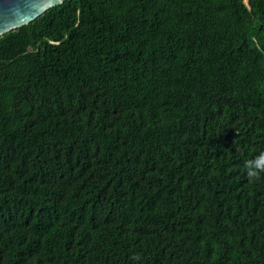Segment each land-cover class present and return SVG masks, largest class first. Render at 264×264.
I'll list each match as a JSON object with an SVG mask.
<instances>
[{
    "label": "trees",
    "instance_id": "1",
    "mask_svg": "<svg viewBox=\"0 0 264 264\" xmlns=\"http://www.w3.org/2000/svg\"><path fill=\"white\" fill-rule=\"evenodd\" d=\"M264 0H63L0 35V264H264Z\"/></svg>",
    "mask_w": 264,
    "mask_h": 264
},
{
    "label": "water",
    "instance_id": "2",
    "mask_svg": "<svg viewBox=\"0 0 264 264\" xmlns=\"http://www.w3.org/2000/svg\"><path fill=\"white\" fill-rule=\"evenodd\" d=\"M63 0H0V35L27 24Z\"/></svg>",
    "mask_w": 264,
    "mask_h": 264
},
{
    "label": "clouds",
    "instance_id": "3",
    "mask_svg": "<svg viewBox=\"0 0 264 264\" xmlns=\"http://www.w3.org/2000/svg\"><path fill=\"white\" fill-rule=\"evenodd\" d=\"M244 168L248 177L252 180L264 176V152H260L254 158L245 161Z\"/></svg>",
    "mask_w": 264,
    "mask_h": 264
}]
</instances>
